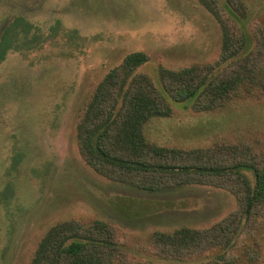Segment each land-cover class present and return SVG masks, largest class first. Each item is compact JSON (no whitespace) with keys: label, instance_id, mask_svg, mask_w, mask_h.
<instances>
[{"label":"rangeland","instance_id":"1","mask_svg":"<svg viewBox=\"0 0 264 264\" xmlns=\"http://www.w3.org/2000/svg\"><path fill=\"white\" fill-rule=\"evenodd\" d=\"M242 1L246 19L221 17L248 39L246 55L260 47L264 57V0ZM12 23L0 62V264H32L49 229L71 220L113 227V264H218L220 247L167 258L153 235L204 230L238 214L230 189L190 185L151 194L114 183L85 162L77 127L97 86L132 53L148 56L137 72L155 82L160 67L215 63L220 21L199 0H0V41ZM254 88L245 85L208 111L192 101L172 103L144 135L156 146L187 151L245 145L264 162V90ZM244 174L255 186L253 172ZM234 242V264H264V208Z\"/></svg>","mask_w":264,"mask_h":264},{"label":"trees","instance_id":"2","mask_svg":"<svg viewBox=\"0 0 264 264\" xmlns=\"http://www.w3.org/2000/svg\"><path fill=\"white\" fill-rule=\"evenodd\" d=\"M199 2L220 21L219 60L179 71L160 67L155 82L137 72L148 56L143 52L128 55L97 86L77 127V139L85 162L99 175L123 186L151 194L190 185L230 189L240 204L238 214L204 230L184 227L172 233L156 232L153 241L161 255L174 259L220 247L223 252L216 257L218 264H234L229 250L236 236L245 225L257 221L264 208V162L260 156L250 147L235 144L206 150L163 148L144 135L145 125L154 118L167 117L172 103L192 101L197 109L208 111L224 105L245 85L264 90L261 48L246 55L248 39L221 17L226 12L246 19L244 2L225 0L227 9L217 0ZM15 24L7 26L2 35L0 62ZM228 63L235 66L225 68ZM245 170L253 172L255 186L250 185ZM115 241V230L103 221L61 222L43 237L32 264H113L119 253Z\"/></svg>","mask_w":264,"mask_h":264}]
</instances>
